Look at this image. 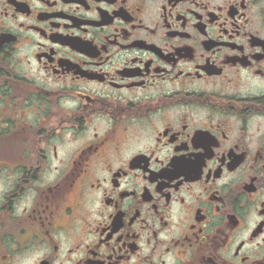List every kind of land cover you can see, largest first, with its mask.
<instances>
[{"label": "flooded vegetation", "instance_id": "obj_1", "mask_svg": "<svg viewBox=\"0 0 264 264\" xmlns=\"http://www.w3.org/2000/svg\"><path fill=\"white\" fill-rule=\"evenodd\" d=\"M0 264H264V0H0Z\"/></svg>", "mask_w": 264, "mask_h": 264}]
</instances>
